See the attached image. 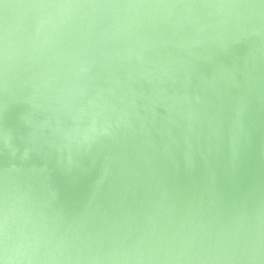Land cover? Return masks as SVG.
Masks as SVG:
<instances>
[{"label":"water","instance_id":"95a60500","mask_svg":"<svg viewBox=\"0 0 264 264\" xmlns=\"http://www.w3.org/2000/svg\"><path fill=\"white\" fill-rule=\"evenodd\" d=\"M0 264H264V0H0Z\"/></svg>","mask_w":264,"mask_h":264}]
</instances>
